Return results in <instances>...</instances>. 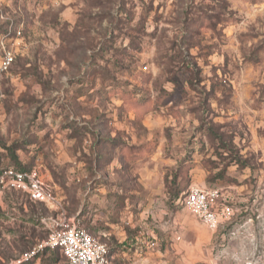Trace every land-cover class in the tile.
I'll return each mask as SVG.
<instances>
[{
	"label": "rangeland",
	"instance_id": "374dc122",
	"mask_svg": "<svg viewBox=\"0 0 264 264\" xmlns=\"http://www.w3.org/2000/svg\"><path fill=\"white\" fill-rule=\"evenodd\" d=\"M4 50L0 169L35 172L111 264L264 258V0H0ZM192 187L230 209L217 229ZM52 213L1 191L0 264Z\"/></svg>",
	"mask_w": 264,
	"mask_h": 264
},
{
	"label": "built area",
	"instance_id": "2783aa9c",
	"mask_svg": "<svg viewBox=\"0 0 264 264\" xmlns=\"http://www.w3.org/2000/svg\"><path fill=\"white\" fill-rule=\"evenodd\" d=\"M13 58L3 51L0 71H5ZM14 192L27 196L31 201L40 202L52 209V214L39 221L45 238L30 251L25 252L11 264H25L44 250H60L66 264H111L108 247L93 238L74 217L60 211L59 204L45 182L33 171H21L7 167L0 171V192ZM219 192L216 189L190 188L185 195L184 208L195 216L207 229H217L220 219L231 212L227 207L219 209ZM264 264V258L258 263Z\"/></svg>",
	"mask_w": 264,
	"mask_h": 264
},
{
	"label": "trees",
	"instance_id": "16d2710c",
	"mask_svg": "<svg viewBox=\"0 0 264 264\" xmlns=\"http://www.w3.org/2000/svg\"><path fill=\"white\" fill-rule=\"evenodd\" d=\"M18 170H21V171H30V170H24V169H22V168H17ZM0 171H1V169H0ZM185 195H186V193L184 194V197H183V201H182V205H183V202H184V199H185ZM39 204H43V203H40V202H38ZM57 251H60V250H58V249H56ZM109 250V249H108ZM108 255H109V251H108Z\"/></svg>",
	"mask_w": 264,
	"mask_h": 264
}]
</instances>
